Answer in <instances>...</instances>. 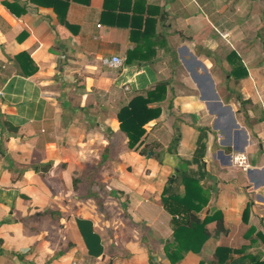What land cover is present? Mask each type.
<instances>
[{
  "label": "crops",
  "instance_id": "crops-1",
  "mask_svg": "<svg viewBox=\"0 0 264 264\" xmlns=\"http://www.w3.org/2000/svg\"><path fill=\"white\" fill-rule=\"evenodd\" d=\"M64 2L0 0V264H172L188 208L209 238L173 264L263 262L264 0ZM158 84L130 149L116 113Z\"/></svg>",
  "mask_w": 264,
  "mask_h": 264
},
{
  "label": "trees",
  "instance_id": "trees-1",
  "mask_svg": "<svg viewBox=\"0 0 264 264\" xmlns=\"http://www.w3.org/2000/svg\"><path fill=\"white\" fill-rule=\"evenodd\" d=\"M64 11L68 2L62 4ZM56 9L53 6V10ZM57 13L59 20L64 23V13ZM20 56L25 54L20 53ZM18 55V56H19ZM24 70V67H21ZM165 95V84H158L152 90L145 92L144 95H135L116 113V121L119 130L127 138V147L137 149L145 134V126L156 119L160 114L159 107H152L151 104L163 100ZM188 218L181 222H175L172 232V242L166 245V255L170 263H175L183 258L189 249L195 247L193 253H198L204 241L209 238L206 225L211 221V217H205L198 220L197 217L190 214L187 209ZM247 214V208L243 215ZM218 228L222 227V218L218 213H214ZM211 264H247L245 262L244 250H232L230 248L219 246L214 251V259ZM248 264H264L263 262H250Z\"/></svg>",
  "mask_w": 264,
  "mask_h": 264
},
{
  "label": "built area",
  "instance_id": "built-area-1",
  "mask_svg": "<svg viewBox=\"0 0 264 264\" xmlns=\"http://www.w3.org/2000/svg\"><path fill=\"white\" fill-rule=\"evenodd\" d=\"M103 63L109 64L112 67H118L120 65V60L116 57H112L110 60H103ZM244 162V157L242 155H236L233 157V163L241 166Z\"/></svg>",
  "mask_w": 264,
  "mask_h": 264
}]
</instances>
